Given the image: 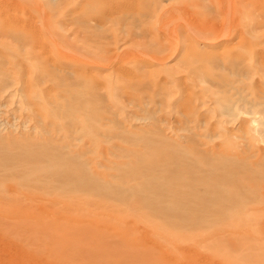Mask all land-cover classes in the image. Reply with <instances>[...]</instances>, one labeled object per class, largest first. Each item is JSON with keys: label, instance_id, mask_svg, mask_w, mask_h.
I'll use <instances>...</instances> for the list:
<instances>
[{"label": "rangeland", "instance_id": "rangeland-1", "mask_svg": "<svg viewBox=\"0 0 264 264\" xmlns=\"http://www.w3.org/2000/svg\"><path fill=\"white\" fill-rule=\"evenodd\" d=\"M56 152L83 197L32 171ZM178 157L231 195L213 215L118 195ZM4 170L0 264H264V0H0Z\"/></svg>", "mask_w": 264, "mask_h": 264}, {"label": "bare ground", "instance_id": "bare-ground-1", "mask_svg": "<svg viewBox=\"0 0 264 264\" xmlns=\"http://www.w3.org/2000/svg\"><path fill=\"white\" fill-rule=\"evenodd\" d=\"M174 155H177V153ZM49 160L52 161L51 166L35 165L32 171L40 172L43 170L44 173H49L51 169L58 171V167H63L65 169L64 171L59 174L58 172H53L52 176H47L46 178H50V182L55 185L60 181L69 183V188L63 190V193L61 191L58 192L63 196L74 197L77 196L75 195L77 193L83 197L86 192L79 193L74 186L83 183L85 179L80 176V174H77V172L74 174L69 172L74 168V160L70 157H66L62 152L54 153L52 157H49ZM163 162L164 164L153 162L139 164L137 162L136 166L125 168L120 174L121 178H128L131 180L130 178L138 179L144 177L147 179L139 182V185H136L137 188H133L129 192H126L125 189L119 190L118 195L123 196L128 194L137 196L141 194L143 197V193L139 191V186L145 185L147 189L157 188L154 192L147 194L148 210L156 214H161L163 217L165 216V219L166 216L172 217L167 219L170 221L175 219L177 222H181L190 217H194L198 220L205 219V217L213 215L212 213L216 211V200L214 198H221L222 200L230 198L231 195L226 193L227 189L225 187L224 189L207 185L206 181L212 178L207 172V175L205 173H200L203 171L197 165L195 158H169L164 159ZM138 165H141L142 170H139L140 167L138 168ZM180 167H183V169H180ZM83 168H85V165ZM143 169L147 170V174L143 173L145 172ZM0 173L1 176H3H0V178L5 180L4 177L7 176L6 171H0ZM92 184L93 185H89L96 190L101 186L100 182L99 185L96 183ZM172 190L174 191L170 194ZM180 193H186L187 196L180 197ZM144 198H146V196H144ZM227 210H229V208L226 209L222 206L219 212L223 214Z\"/></svg>", "mask_w": 264, "mask_h": 264}]
</instances>
